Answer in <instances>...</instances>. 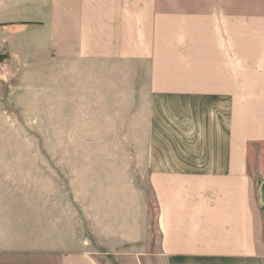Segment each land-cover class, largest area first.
Masks as SVG:
<instances>
[{
	"label": "crops",
	"instance_id": "1",
	"mask_svg": "<svg viewBox=\"0 0 264 264\" xmlns=\"http://www.w3.org/2000/svg\"><path fill=\"white\" fill-rule=\"evenodd\" d=\"M37 5L57 58L132 93L134 175L115 185L151 188L158 242L134 189L83 246L0 244V264H264V0H0Z\"/></svg>",
	"mask_w": 264,
	"mask_h": 264
},
{
	"label": "rangeland",
	"instance_id": "2",
	"mask_svg": "<svg viewBox=\"0 0 264 264\" xmlns=\"http://www.w3.org/2000/svg\"><path fill=\"white\" fill-rule=\"evenodd\" d=\"M58 52L53 10H0V59L10 67L0 93V162L9 164L0 170V244L38 247L72 231L83 246L104 209L117 213L137 189L148 203L155 253L151 188L115 185L134 175V108L123 100L133 95L118 83L99 90L85 63Z\"/></svg>",
	"mask_w": 264,
	"mask_h": 264
},
{
	"label": "built area",
	"instance_id": "3",
	"mask_svg": "<svg viewBox=\"0 0 264 264\" xmlns=\"http://www.w3.org/2000/svg\"><path fill=\"white\" fill-rule=\"evenodd\" d=\"M10 73V67L7 61L0 59V93L2 85L7 82V77Z\"/></svg>",
	"mask_w": 264,
	"mask_h": 264
}]
</instances>
